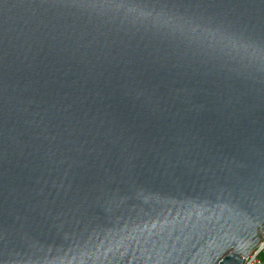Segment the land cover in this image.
Listing matches in <instances>:
<instances>
[{
    "label": "water",
    "instance_id": "1",
    "mask_svg": "<svg viewBox=\"0 0 264 264\" xmlns=\"http://www.w3.org/2000/svg\"><path fill=\"white\" fill-rule=\"evenodd\" d=\"M248 45L264 0H0V264H245L264 238Z\"/></svg>",
    "mask_w": 264,
    "mask_h": 264
},
{
    "label": "built area",
    "instance_id": "2",
    "mask_svg": "<svg viewBox=\"0 0 264 264\" xmlns=\"http://www.w3.org/2000/svg\"><path fill=\"white\" fill-rule=\"evenodd\" d=\"M245 264H264V238L257 249L246 258Z\"/></svg>",
    "mask_w": 264,
    "mask_h": 264
},
{
    "label": "snow or ice",
    "instance_id": "3",
    "mask_svg": "<svg viewBox=\"0 0 264 264\" xmlns=\"http://www.w3.org/2000/svg\"><path fill=\"white\" fill-rule=\"evenodd\" d=\"M249 48H252V57L255 59H258L261 64H264V46H253V45H248ZM123 222V221H121ZM133 223L131 219H129V224Z\"/></svg>",
    "mask_w": 264,
    "mask_h": 264
}]
</instances>
